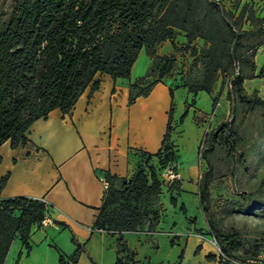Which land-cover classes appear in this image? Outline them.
<instances>
[{"label": "trees", "instance_id": "16d2710c", "mask_svg": "<svg viewBox=\"0 0 264 264\" xmlns=\"http://www.w3.org/2000/svg\"><path fill=\"white\" fill-rule=\"evenodd\" d=\"M258 21V29H246L245 8L236 14L217 0H17L9 17L0 22V146L6 141L12 147L25 145L31 125L47 118L55 108L70 112L89 85L93 90L99 88L98 72L115 79L130 77L143 49L152 58L147 75L157 79L145 88L133 84L130 102L147 95L158 80L173 73L178 52L185 48L190 51L184 53L194 56L202 68L198 83L185 78L191 91H211L223 76L234 111L239 100L264 104L257 94L248 95L244 86L247 78L255 77L254 58L264 44V26ZM181 32L186 33V45L174 43L172 53L158 51L161 44L174 41ZM198 39L207 43L201 50L194 45ZM170 92L173 96L172 88ZM233 128V120L223 121L210 133L204 155L207 160L216 141H233ZM171 131L169 123L163 148L147 154L131 179L105 171L109 186L94 227L119 234L116 264L136 262L137 252L122 232L140 231L146 225L153 228L159 222L162 182L151 160L153 155L160 162L171 160L172 144L167 143ZM8 178L9 174L0 180V264L5 263L16 239L31 248L32 228L40 226L47 213L46 204L38 197H1ZM210 181L205 172L199 182L200 204L209 217ZM171 200L176 202L174 197ZM210 221L226 256L221 262L258 258L259 239L245 238L236 228L224 231ZM73 241L77 248L71 261L60 253L61 264H77L83 247L75 238Z\"/></svg>", "mask_w": 264, "mask_h": 264}, {"label": "crops", "instance_id": "0c3cea01", "mask_svg": "<svg viewBox=\"0 0 264 264\" xmlns=\"http://www.w3.org/2000/svg\"><path fill=\"white\" fill-rule=\"evenodd\" d=\"M256 1L264 18V0ZM187 41L186 33L181 32L174 41L161 44L158 51L172 53L174 43L181 47ZM262 56L264 44L254 58L255 77L247 78L245 85L264 73ZM151 65L152 58L143 49L130 77L115 79L109 73L98 72L95 78L100 82L99 88L93 90L89 85L70 112L55 108L47 118L31 125L25 145L12 147L6 141L0 146V180L9 174L1 197L43 198L50 220L44 226H33L30 249L16 239L4 264H61L60 253L71 261L77 248L73 238L83 247L77 264H116L119 234L94 227L107 189L102 177L108 170L131 179L147 154L163 148L169 123L173 127L169 141L179 149L176 169L180 178L170 181L163 177L164 168L153 155L151 164L162 182L157 205L159 222L153 228L146 225L140 231L122 234L137 252L134 264H165L166 260H153L158 247H170L169 257L173 256L178 264H225L205 234L207 225L200 204L195 155L185 158L182 149L191 137L200 144L205 131L212 128V117L214 124L226 118L229 99L221 100L212 115L220 87L193 92L185 84L184 75L176 73L177 69L158 80L147 95H139L130 102L132 85H143L151 77L147 75ZM171 107L174 109L170 118ZM191 122L201 130L187 132Z\"/></svg>", "mask_w": 264, "mask_h": 264}, {"label": "rangeland", "instance_id": "374dc122", "mask_svg": "<svg viewBox=\"0 0 264 264\" xmlns=\"http://www.w3.org/2000/svg\"><path fill=\"white\" fill-rule=\"evenodd\" d=\"M16 1L0 0V22L9 17ZM220 2L236 14L245 8L246 29H258L261 24L258 19L262 20L263 25L264 18L259 13L261 5L256 0H221ZM194 45L201 50L207 43L198 39L194 42ZM184 51L189 52L190 50L183 48L179 51L176 73L183 74L190 83H198L202 77V68L196 62L194 56H186ZM261 60L264 62V56L261 57ZM246 71H248L247 68ZM257 77L248 81L247 85L244 83L245 90L248 95L254 96L257 94L264 99V73L262 72ZM153 80L154 77H150L142 87H147ZM223 81L224 77L221 76L214 84V86L218 85L220 87L222 93L216 97L217 102L214 103L212 115H215L219 102L228 99V86L224 85ZM255 87L258 88L254 90ZM139 90H134V92L136 93ZM212 119L214 118L212 117ZM211 120L210 123H213L212 128L205 131L200 144L197 145L193 137L188 135L191 139L186 140L182 149L185 158H191L195 155L196 178L198 181L200 182L205 177V172L208 173V178L211 180L209 203L211 214L209 217L205 212L207 225L205 234H207L208 239H216L215 230L211 228L209 223L210 219V222L219 229L228 231L236 228L245 238L259 239L262 242V248L257 259L232 260L231 264H264V104L239 100L234 111L230 102V105L227 106L226 118L223 121L233 120V141L231 140L229 143H225L220 139L216 141L213 148L207 152V160L204 155L209 140L212 138L210 133L217 130L223 122L214 124ZM188 129H186L187 132L192 133L201 130L200 126L194 122H191ZM167 143L171 144L169 140ZM174 147L175 145L172 144L173 154L170 156L171 160L161 161V168H165L171 161L172 164H176L178 169L180 154L177 153L179 149ZM217 244L219 245L218 241ZM209 245L216 249V245L211 242ZM155 251L157 253L153 255L155 262L166 260L165 264H178L173 256L169 257L172 251L170 247H158Z\"/></svg>", "mask_w": 264, "mask_h": 264}, {"label": "built area", "instance_id": "2783aa9c", "mask_svg": "<svg viewBox=\"0 0 264 264\" xmlns=\"http://www.w3.org/2000/svg\"><path fill=\"white\" fill-rule=\"evenodd\" d=\"M217 1H221V0H217ZM203 146V145H201ZM162 176L165 177L166 179L170 180V181H175L177 179L180 178V173L177 171L176 169V164L175 163H169L163 170L162 172ZM102 180L105 184V187L108 188L109 186V181L105 178V177H102ZM45 204H46V207H48V204L47 202L45 201V199L43 198H40ZM49 218L47 217V213L45 215V218L42 220L41 222V225L40 226H44L46 225L48 222H49ZM96 230H100V231H104L103 229H97L95 228ZM209 241L213 244V245H216L215 248L217 249L218 251V254H219V257L222 259H225L226 256L224 255V253L222 252L220 246L217 244V240L215 238H211L209 239ZM218 245V246H217Z\"/></svg>", "mask_w": 264, "mask_h": 264}]
</instances>
